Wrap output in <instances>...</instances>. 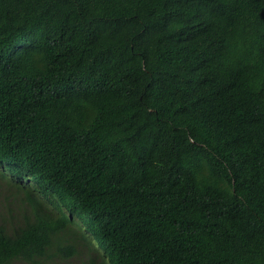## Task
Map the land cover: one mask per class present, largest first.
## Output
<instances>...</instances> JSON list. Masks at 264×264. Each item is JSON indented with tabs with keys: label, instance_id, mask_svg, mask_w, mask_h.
Wrapping results in <instances>:
<instances>
[{
	"label": "trees",
	"instance_id": "16d2710c",
	"mask_svg": "<svg viewBox=\"0 0 264 264\" xmlns=\"http://www.w3.org/2000/svg\"><path fill=\"white\" fill-rule=\"evenodd\" d=\"M0 198V264H264V0H0Z\"/></svg>",
	"mask_w": 264,
	"mask_h": 264
},
{
	"label": "rangeland",
	"instance_id": "374dc122",
	"mask_svg": "<svg viewBox=\"0 0 264 264\" xmlns=\"http://www.w3.org/2000/svg\"><path fill=\"white\" fill-rule=\"evenodd\" d=\"M4 182H7L8 180L7 179H4L3 180ZM5 187H7V184H3ZM12 199L9 198L8 200H2L0 198V208H4L6 206L7 203H9V201H11ZM92 253H91V257L93 258H96L97 260H102L104 257L102 255V252H100L99 250H97L95 244L93 243L92 244ZM85 259H89V257H85ZM59 264H76V261H72V262H67V261H63V262H60L58 261Z\"/></svg>",
	"mask_w": 264,
	"mask_h": 264
}]
</instances>
